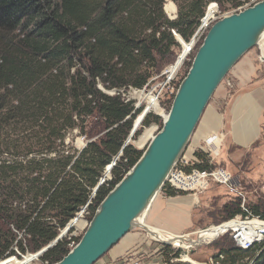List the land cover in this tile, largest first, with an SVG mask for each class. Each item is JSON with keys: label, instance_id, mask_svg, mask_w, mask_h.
Wrapping results in <instances>:
<instances>
[{"label": "trees", "instance_id": "16d2710c", "mask_svg": "<svg viewBox=\"0 0 264 264\" xmlns=\"http://www.w3.org/2000/svg\"><path fill=\"white\" fill-rule=\"evenodd\" d=\"M172 1L175 20L165 14L166 0H0V263L15 254V246L35 253L54 243L123 151L113 180L93 199L92 220L142 157L144 151L126 143L143 109L106 91L148 87L181 49L172 31L188 43L209 4L236 9L250 0ZM152 124L163 127L159 116L148 113L143 126ZM67 137H85L87 146L76 152L65 144ZM195 156L203 161L200 168H211L206 154ZM161 192L183 195L167 185ZM249 209L264 219L263 202ZM242 214L236 198L209 217L222 223ZM69 243L62 238L42 261L60 262ZM230 243L219 249L224 264H264V244L245 251ZM162 251L170 258V246Z\"/></svg>", "mask_w": 264, "mask_h": 264}, {"label": "water", "instance_id": "95a60500", "mask_svg": "<svg viewBox=\"0 0 264 264\" xmlns=\"http://www.w3.org/2000/svg\"><path fill=\"white\" fill-rule=\"evenodd\" d=\"M263 39L264 0L212 25L175 94L161 131L134 167L102 201L79 243L56 264H96L138 227L145 228L158 242L166 245L175 242L167 237L165 231L153 228L160 233L159 237L156 233L154 236L139 220L147 217L169 175L186 153L222 82L242 57ZM147 114L148 111L141 116L137 126ZM63 234L54 245L63 238Z\"/></svg>", "mask_w": 264, "mask_h": 264}, {"label": "built area", "instance_id": "2783aa9c", "mask_svg": "<svg viewBox=\"0 0 264 264\" xmlns=\"http://www.w3.org/2000/svg\"><path fill=\"white\" fill-rule=\"evenodd\" d=\"M259 1L261 0H253L250 3L247 2L243 6L239 7L238 11L251 7L254 4L258 3ZM218 13H219L218 8L215 7V5H212L211 8L208 10V12H206V14L200 20L199 26L196 29L190 42L182 44L183 51H185V48H188L189 54H191L192 51L193 52L195 51L197 45L205 38L209 29L217 21L216 16L218 15ZM169 18L171 20H175L176 15L174 18L171 17ZM172 32L176 38H179V36L176 34L175 31ZM183 63L179 67H177V63L174 64L164 73L163 76H166V81L161 85L162 89L160 91V94L156 97V101L158 103H159V96L164 92L169 93L171 95H175L176 90H175L174 82L176 81L177 74L181 69ZM227 86L231 89L233 88V85L229 80L227 81ZM144 89H146V87ZM144 89H135L133 87H129L128 89H121L119 91L112 90L108 94L112 96L121 95L125 103L134 104V102L131 101L130 98H127L126 96L127 92L132 91L134 95L133 100L140 99L139 103L136 106L134 105L136 109H139L140 105L144 103L147 99V97L145 98L144 96L138 98L141 95V93H144V91H142ZM149 110L150 109H147L145 112ZM138 126L137 124L135 125L134 129L132 130V133L136 132ZM151 138L153 139L154 137L151 136ZM224 138L225 137L223 134H217L206 139L204 142L202 151L204 149L205 153L207 154V158L209 160L208 164L211 166V168H204V169L200 168V166L203 164V161L198 159L197 156L195 155L189 157L186 152L184 156L180 159L177 166L169 175L166 185L179 194L193 197L195 199L196 204H199L200 196L206 193L212 187L214 186L223 187L227 189L228 192L231 193L232 195L241 198V202H242L241 207L244 211V214L238 215L235 218L225 221L218 226H214V225L208 226L203 229L202 228L198 229L197 232H193V233L190 232L179 235L165 231L167 237L175 240V242L171 243L170 245L172 250L171 256L170 258L168 256L165 257V259H167L165 260V264H224L225 255L220 252H217L216 254L210 256L204 262L197 261L193 258L196 249H199L203 246H211L213 243H215L219 238H221L224 235H229L230 239L235 244V246L245 251L251 250L256 246H261L264 244V219L259 216H254L249 211V208L245 207L246 197L242 190L243 187L241 183L236 179V177H234L232 173L225 170L224 168L214 165V163L217 162L221 156ZM79 140L82 141V145H83L82 148L77 147V143ZM83 142H86V144H83ZM87 142L88 141L86 140L85 137H76L74 141H71L70 137H67L65 139V144L66 145L69 144L70 146H72L76 152H81L87 146ZM126 144L129 145V142L127 141ZM145 144H147V142ZM145 144L143 145V147L145 146ZM122 155H123V151H121L118 154V157H116L113 160V162L106 167V171L110 172V176H107V172H106L104 177L100 179L98 186L106 185L107 182L113 180L112 170L117 165V162ZM96 188L93 190V194L90 200L88 201V203L77 213L76 217L65 228V231L62 232L65 234L68 233V235H70V237H68V240L70 242L68 247L70 248V251L79 243L77 240L85 233L87 227L89 226L90 222L88 221L87 216L91 215L90 207L93 203V199L96 196L95 194ZM74 221H77V223L73 226L72 222ZM13 231L19 235V238L21 237V233L17 232L14 229V227H13ZM209 234H210L209 237L201 241L202 235L207 236ZM193 235H195L194 238L191 237ZM54 243H52L48 247H45L39 252H35V253H31L27 249L25 253H22L19 250V248L15 246L14 247L15 254L11 257L6 258L4 262L12 258H15L16 261L18 260L24 262L28 259L25 264H38V263L48 264V262L42 261V256L48 250L49 247L54 245ZM159 243L162 245H166L161 242ZM260 252L261 249L257 251L256 256H258ZM253 263H254L253 259L251 260L247 259L246 264H253Z\"/></svg>", "mask_w": 264, "mask_h": 264}, {"label": "crops", "instance_id": "0c3cea01", "mask_svg": "<svg viewBox=\"0 0 264 264\" xmlns=\"http://www.w3.org/2000/svg\"><path fill=\"white\" fill-rule=\"evenodd\" d=\"M257 60L251 56L231 73L228 80L233 88L222 95L224 100L228 99L227 105L223 109L214 106L209 112L187 152L189 157L203 147L206 139L217 134L225 137L224 159L239 158L238 154L243 150L251 152L264 138V65ZM185 196L189 200L179 201V196L165 194L157 196L145 225L179 235L195 230V199ZM164 247L145 231H132L115 246L109 261L101 264H165Z\"/></svg>", "mask_w": 264, "mask_h": 264}, {"label": "rangeland", "instance_id": "374dc122", "mask_svg": "<svg viewBox=\"0 0 264 264\" xmlns=\"http://www.w3.org/2000/svg\"><path fill=\"white\" fill-rule=\"evenodd\" d=\"M252 1L253 0H250L248 3L252 2ZM170 3L175 5L176 13L171 14L166 10V6L169 5ZM212 5H215V7H217L218 11H219L218 15L216 16L217 21L219 19H222L223 17H226V16H229V15L243 11V10L238 11V8H236V9L231 8L230 5H227L223 10V9H220V7L218 6L217 3H211L208 5V7L205 11V14H206V12H208V10L211 8ZM164 11H165V14L168 18L169 17L174 18L175 15H177V17H178V7H177L176 3L172 0H166V3L164 5ZM176 39L179 42V44L181 45V49L177 52L176 56L172 59V61L169 64L165 65V67L163 68L161 73L159 75H155L153 77V79L150 82V85L148 87H146V89L142 90V91H144V93H141L140 96H144L145 98L147 97V99L139 107V109H141V108L143 109V112L136 117V119L134 121V127L137 124V121L139 120V118L144 114V112L147 109H150L149 108V102H148L149 97H153V96L157 97L160 94V91L162 89L161 85L166 81V76H163V75L171 66H173L174 64L177 63V67H179L184 62L181 69L179 70V72L177 74L176 81L174 82V86H175L176 91L178 90L180 84L182 83V81L185 79V77L187 75V72H188L187 64L191 60L192 55L195 56L196 53H195V51L194 52L192 51L191 54L187 55L188 57L186 56L187 57V58H185L186 60L184 59L183 62L180 63L179 58L183 53L182 52L183 51V45H182L181 37L176 38ZM202 42H203V40L198 45H201ZM261 42L256 48L252 49L250 52H248L245 56L242 57V59L230 71V73L227 75L226 79L222 82V84L220 85V87L218 88L216 93L214 94L211 102L209 103V105H208L197 129L195 130V133L193 134V136L190 140V143H189V146H188L186 152H188L191 144L195 142V139H196V136L199 132V129H200L204 119L207 117L209 112L212 110V108L214 106H219V108L223 109L227 105L228 99L224 100L222 98V95L227 90L228 91L232 90L231 88H229L227 86V81H228V79H230L231 73H233L241 64H243L251 56H255V59L256 60L258 59L257 62L260 60L264 65V60L262 59L264 57V54H263V47L261 45ZM184 43H186V42L184 41ZM198 45H197V47H198ZM197 47H196V49H197ZM160 60H161V63H164L166 61V60H163L162 58H160ZM99 87H101L104 91H106L102 86H99ZM111 91L112 90L106 91V92L109 93ZM176 91H175V94H176ZM126 96H127V98H130V100L134 102L135 106L139 103L140 99L139 100L138 99L133 100L134 95H133L132 91L127 92ZM174 97H175V95H174ZM174 97H173V95H171L169 93H165V92L162 93L159 96V108H158L159 110L155 111L154 109H150L148 111V113H153L154 115L159 116L162 120V125H164V119H165V117L168 116L167 114H169V112L171 110V107H172V104L174 101ZM143 121H144V119L141 121V123L139 125L140 127L138 126L136 129V132L133 133V136L131 135V137L128 139L129 144L133 145L136 149H138L140 151H145L146 148L148 147V145L150 144V142L152 141L151 136L155 137V135L161 131L160 125L152 124L150 126L145 127V126H143ZM134 127H133V129H134ZM138 131H141V133L136 137L135 135ZM76 134L77 133L75 132L74 136ZM146 142H147V144H145ZM83 144H86V142H83ZM144 144H145V146L143 147ZM67 146H70V145L68 144ZM82 146H83L82 141L79 140L77 143V147L82 148ZM255 146L256 147H254L251 150V152H249L248 150L240 151L238 154L239 158H234V157L229 158L228 157L226 159L222 158V151H223V147H222L221 156L218 159V161L214 163V165L220 166V167L224 168L225 170L229 171L230 173H232L234 175V177H236V179L241 183V185L243 187V189H242L243 193L246 197V204H245L246 208H249L250 205H256L259 202L264 203V138L262 140L258 141L255 144ZM197 151H201L204 154H206L204 149L202 151V148L196 150L195 152H197ZM206 156H207V154H206ZM116 157H118V155ZM207 160H208V158H207ZM106 172L107 171L105 168V170L102 174V177L100 179H102L104 177ZM163 195L164 194L162 192H160L158 194V197H161ZM236 198L241 199V198L236 197L235 195H232L231 193H229L227 189H225L223 187H217V186L212 187L206 193L201 195L200 199H199V204H195L194 211H193L195 223H197V224H195L193 227V229H195V230H193L191 232L192 233L197 232L198 231L197 228L203 229V228L208 227V226H212V225L218 226V225L222 224L223 222L218 223L215 220H213L212 218H210L209 213L214 211L215 208H221L225 203H229L230 201H232ZM187 200H189V198L187 196H185V195L179 196V201H187ZM249 211L252 213V211L250 209H249ZM87 219L89 222H91L90 216H87ZM141 221L145 223V221H147V217L146 218L144 217ZM136 230L145 231L146 229L142 228V227H138V228H135L133 231H136ZM63 231H65V230H63ZM145 232L149 234V232H147V231H145ZM62 234L63 233H61L60 236H62ZM83 235L81 236V238L83 237ZM66 236H67V239H68V237H70V235H68V233L63 234V238ZM227 236L229 238H226ZM191 237L194 238L195 235H193ZM203 240H204V235L201 236V241H203ZM230 240L231 239H230L229 235H224L221 238H219L215 243H213L211 246H203L199 249H196L195 252L193 251L194 252V255L192 252L193 258L197 261L204 262L210 256L219 252V249H229L232 246V244L230 243ZM164 246H167V245H164ZM170 248H171V246H170ZM114 249H115V247L109 253H107L100 261H98L96 264H101L105 261L106 262L109 261L110 257L113 255ZM165 260H167V259H165ZM165 260H164V263H165ZM38 264H42V263H38Z\"/></svg>", "mask_w": 264, "mask_h": 264}, {"label": "bare ground", "instance_id": "6f19581e", "mask_svg": "<svg viewBox=\"0 0 264 264\" xmlns=\"http://www.w3.org/2000/svg\"><path fill=\"white\" fill-rule=\"evenodd\" d=\"M166 10L169 12V13H176V7H175V5L174 4H172V3H170L169 5H167L166 6ZM261 45H262V47H263V54H264V39L262 40V42H261ZM189 50H188V48H185V51H183L184 53H182V55L180 56V58H179V60H180V63H182L183 62V60L186 58V56L189 54V52H188ZM141 97V96H140ZM139 97V98H140ZM149 108L150 109H154L155 111H158L159 109V103L156 101V97H149ZM168 115V114H167ZM166 118V117H165ZM139 121H137V123H138ZM140 127V126H139ZM152 127V126H151ZM148 134V133H147ZM131 135L133 136V133L131 132V134H130V137H131ZM131 140V139H130ZM131 143V142H130ZM144 150V149H143ZM107 176H110V172L109 171H107ZM144 217H146V216H143L140 220H139V222H140V224L143 226V227H146V228H149V227H147L146 225H145V223L144 222H142L141 220L144 218ZM77 223V221H74V222H72V225L74 226L75 224ZM149 231L155 236V233H156V236H160V233L159 232H157V231H155L154 229H150L149 228ZM162 236V235H161ZM210 236V234L209 235H207V236H204V239H206L207 237H209ZM16 260V259H15ZM15 260H8V261H6V262H1L0 264H25L26 262H27V260L24 262V261H15Z\"/></svg>", "mask_w": 264, "mask_h": 264}]
</instances>
